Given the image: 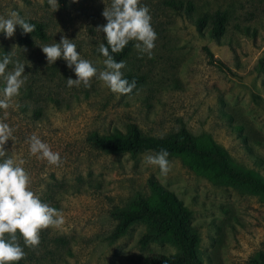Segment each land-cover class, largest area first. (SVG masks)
Here are the masks:
<instances>
[{
  "label": "rangeland",
  "instance_id": "374dc122",
  "mask_svg": "<svg viewBox=\"0 0 264 264\" xmlns=\"http://www.w3.org/2000/svg\"><path fill=\"white\" fill-rule=\"evenodd\" d=\"M168 1L140 0L150 10L157 39L151 57L142 56L131 41L121 71L143 77V83L132 95H122L96 78L88 88L67 87V79H76L74 69L62 58L48 64L40 48L64 36L73 40L81 58L102 70L98 46L106 41L96 28L106 25L102 12L111 0L57 2L55 12L48 0H0V16L16 11L42 23L46 37L26 46L18 41V26L11 38L0 33V60L10 54L26 65L27 75L11 106L0 109V122L14 130L4 149L17 162L25 161L31 190L64 217L60 227L41 231L38 247H25L21 239L26 256L16 264H136L149 252L175 253L166 243L140 247V224L110 239L116 224L111 212L146 194L149 177L190 212L201 264H264L262 197L213 183L175 157L168 158L165 177L144 160L154 153L106 154L88 141L92 134L125 136L131 125L145 137L185 129L197 139L210 137L232 165L264 181V71L257 69L264 53V0H173L190 2L187 14L174 12ZM215 14L226 20L217 39L209 36L208 25L200 32L193 25L196 18ZM12 68L9 64L6 71ZM3 87L0 79V93ZM33 134L60 154L59 166L30 153ZM53 238H62L63 245Z\"/></svg>",
  "mask_w": 264,
  "mask_h": 264
},
{
  "label": "clouds",
  "instance_id": "9594fccd",
  "mask_svg": "<svg viewBox=\"0 0 264 264\" xmlns=\"http://www.w3.org/2000/svg\"><path fill=\"white\" fill-rule=\"evenodd\" d=\"M52 11L58 10L57 0H48ZM102 16L106 25L97 26L96 31L104 34L105 43L98 46L99 53L104 57L103 69L99 70L91 61L83 59L77 51L73 40L61 36L60 42L40 47L46 56L48 64L63 59L67 67L74 69L76 79H67V87L83 85L91 87L93 78L103 84L113 93L128 95L136 87V81L129 82L123 77L122 69L126 63L117 62L111 53H120L130 41H136L134 47L143 56L152 55L157 34L151 25L150 10L141 5L140 0H111V5L105 7ZM23 33L29 34L35 30V25L23 19L18 12H11L8 17L0 16V33L5 38L13 37L16 27ZM39 47V46H38ZM110 49V51H109ZM9 64H13L11 71H6ZM25 64L13 61L10 54L0 60V79L4 82L0 93V109H8L14 97L20 94V89L27 80L24 75ZM13 129L4 122H0V264H16L26 256L25 247L36 248L40 244V233L51 227H60L64 223L63 212L42 202L40 197L31 190V179L23 167L25 161L14 160L7 155L5 143L12 138ZM30 153L39 155L50 165L59 166L62 161L58 152L52 151L50 146L33 134L29 139ZM169 153L161 150L155 154L145 155L147 165L159 168L162 176L170 171Z\"/></svg>",
  "mask_w": 264,
  "mask_h": 264
},
{
  "label": "trees",
  "instance_id": "16d2710c",
  "mask_svg": "<svg viewBox=\"0 0 264 264\" xmlns=\"http://www.w3.org/2000/svg\"><path fill=\"white\" fill-rule=\"evenodd\" d=\"M67 0H57L64 5ZM166 5L178 14H187L192 11L190 2L183 4L180 1L170 0ZM26 22L35 25L32 33L25 34L18 26L21 36L18 41L29 46L32 41H44V26L40 22L25 19ZM223 14H215L210 19L203 15L193 21L196 30L200 32L206 25L211 38H219L225 27ZM132 48V42L120 52L111 53L119 62L124 60ZM257 69L264 71V53L257 61ZM129 82L136 81V87L132 95L143 83V77L132 74H124ZM34 116H40L39 109L33 112ZM88 141L106 154L127 153L131 156L151 152L157 153L166 150L168 158L180 159L191 171L216 183L229 185L237 189L245 190L264 199V181L250 173L237 169L224 151L210 137L200 139L192 136L187 130L180 129L174 135L168 137H145L139 129L131 125L125 136L105 137L92 134ZM146 194H136L124 209L111 212L116 224L110 235L114 240L124 235L126 231L136 224L144 227V233L139 237L138 244L145 247L150 243L169 244L176 249L173 254H160L149 252L143 260L136 264H201L197 255L198 237L190 223V212L182 202L170 191L165 189L154 177L146 181ZM53 242L63 245L62 238H53Z\"/></svg>",
  "mask_w": 264,
  "mask_h": 264
}]
</instances>
